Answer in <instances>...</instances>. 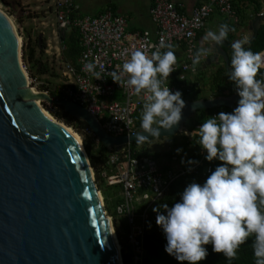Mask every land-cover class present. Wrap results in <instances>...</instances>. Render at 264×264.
I'll return each instance as SVG.
<instances>
[{"label": "water", "instance_id": "water-1", "mask_svg": "<svg viewBox=\"0 0 264 264\" xmlns=\"http://www.w3.org/2000/svg\"><path fill=\"white\" fill-rule=\"evenodd\" d=\"M263 24L264 14L250 23L246 47ZM230 49L224 41L211 51L223 59L227 71ZM238 99L235 92L185 102L179 125L171 132L161 129V137L176 135L198 111L233 110ZM38 101L61 106L86 123L109 152L136 143L134 136L109 135L95 115L74 101L31 87L18 32L0 10V264H124L85 148Z\"/></svg>", "mask_w": 264, "mask_h": 264}, {"label": "clouds", "instance_id": "clouds-1", "mask_svg": "<svg viewBox=\"0 0 264 264\" xmlns=\"http://www.w3.org/2000/svg\"><path fill=\"white\" fill-rule=\"evenodd\" d=\"M230 30L226 23L207 30L202 40L209 47L194 52L193 67L223 44ZM248 43L247 36L231 43L227 77L239 97L236 107L208 116L196 130V144L206 153L205 160L221 163L203 183H188L171 206L153 208L167 241L164 251L178 262L198 264L207 257L209 244L231 262L251 237L254 264H264V53L253 52ZM176 63L173 45L162 40L151 55L142 48L131 51L119 72L111 73L114 82L144 95L141 131L134 134L137 144L161 137V129L171 132L182 119L186 103L181 91L165 86ZM94 69L93 62L84 66L100 79ZM186 164L191 172L199 161Z\"/></svg>", "mask_w": 264, "mask_h": 264}, {"label": "built area", "instance_id": "built-area-1", "mask_svg": "<svg viewBox=\"0 0 264 264\" xmlns=\"http://www.w3.org/2000/svg\"><path fill=\"white\" fill-rule=\"evenodd\" d=\"M54 11L59 29L77 31L81 46L76 65L67 67L65 83L56 88L57 93L62 99L74 101L95 115L109 135L128 138L140 131L135 117L142 110L144 95H136L126 86H120L112 80L111 73L119 72L131 51L142 48L151 55L162 40L173 45V50L180 47L183 57H177L175 70L170 73L165 86L168 85L173 92L181 91L184 97L193 91L188 75L196 73L210 58L207 53L198 65H192L193 54L200 48L199 34L208 28L209 20L215 14L237 21L232 0H201L190 16L179 12L175 0H154L150 9L156 28L154 37L146 32H128L126 19L110 8L98 16H83L75 0H56ZM262 14L264 11L259 15ZM89 62L95 64L94 71L100 74V79L84 70ZM92 135L94 143L99 146L100 140L94 133ZM131 145L128 143L119 151L117 146L113 147L101 172V180L105 186L119 192L120 202L115 213L125 220V240L130 248L131 264H145L150 211L173 183L188 175L202 174L205 177L212 171V166L206 164V153L201 151L199 164L192 166L191 172L187 169L163 170L151 155L136 156ZM110 219L113 223L112 216Z\"/></svg>", "mask_w": 264, "mask_h": 264}, {"label": "trees", "instance_id": "trees-1", "mask_svg": "<svg viewBox=\"0 0 264 264\" xmlns=\"http://www.w3.org/2000/svg\"><path fill=\"white\" fill-rule=\"evenodd\" d=\"M233 8L237 16V21H233L229 18H223L222 23H226L230 27V31L228 34V38L225 40L226 43L231 48V43L235 41V33L236 31H240L243 28H247L248 25L253 21V19L263 11L264 8V0H232ZM180 12V10H179ZM218 15V14H217ZM202 34V33H201ZM199 34V36H201ZM31 37L28 34V39ZM60 40L62 42L63 48L66 50L63 53L64 58L67 61H71L76 65L77 59L81 53L80 46V38L77 31L72 30L69 35L61 34ZM25 50L27 44L24 45ZM247 47H250L253 52H263L264 51V24L261 26L260 31L253 42H251ZM227 54L229 57V61L232 55V49L227 50ZM222 59V58H221ZM23 61L30 63L29 72L30 77L35 78V76H42L48 73V67L42 64L40 57H36L35 51H31V54H27L24 51L23 53ZM223 61V59H222ZM261 72L264 73V69H261ZM200 75V77L193 76V73H190L188 77L191 80V84L193 86L192 94L186 95L182 97L185 102L190 101H199V100H208L216 97H230L232 96L234 91L233 84L228 80L227 70L224 64H216L211 66L210 68H198L195 73ZM259 75V74H258ZM49 87V86H48ZM48 87H42L41 90L48 91L49 95L53 98H60L62 96L55 94V92H50ZM57 92V91H56ZM43 105L47 106L46 102H43ZM52 109L51 114L53 117L65 124L68 127L73 128L75 131L80 133L84 138V148L87 153V156L90 161V165L95 174V182L98 186L99 190L102 191L104 202H105V210H109L111 216L114 219V227L117 232L118 240L122 245V259L124 264H131V253L130 248L126 242V232L127 227L125 224V220L121 217H118L115 213V207L120 202L119 192L116 189V200H109V195L106 192L107 186H105L101 180V172L106 167V160L109 155V151L100 144L99 146L93 147L94 138L92 135V131L89 126L74 118L70 114H68L65 109L61 106H50ZM142 111V110H141ZM141 111L136 115V127L140 129V119H141ZM231 112L229 108L221 107L213 110H202L197 112L198 121L196 126H199L208 116H213L218 114L219 112ZM89 133V134H88ZM149 141V140H148ZM146 141V142H148ZM145 142V143H146ZM93 144V145H92ZM132 150L136 152V156H150L145 151H138V144L134 143L131 145ZM198 147H196L197 149ZM155 159H159V156H152ZM197 161L200 160L198 156L196 158ZM221 162L206 161L207 165L212 166V171L215 167ZM201 172V171H200ZM208 176V175H207ZM207 176L200 175H188L186 177L180 178L178 181L173 183L170 189L166 192V194L160 199V201L155 205L158 207L163 203H168L171 206L173 203L177 202L180 198L179 194L183 191L186 185L190 182H198L203 183ZM108 211V212H109ZM163 211V209H161ZM156 215L153 209L149 213V219L147 223V237H146V249L147 254L145 257V264H188V262H178L173 257L168 255L164 251V247L167 243L164 233L160 226L156 224ZM252 238H248L244 245L240 247L238 250L237 258L231 262L225 259V257L221 253H215L212 251V245H206L205 247L208 250L207 257L198 262V264H254V257L251 248Z\"/></svg>", "mask_w": 264, "mask_h": 264}, {"label": "rangeland", "instance_id": "rangeland-1", "mask_svg": "<svg viewBox=\"0 0 264 264\" xmlns=\"http://www.w3.org/2000/svg\"><path fill=\"white\" fill-rule=\"evenodd\" d=\"M55 2L56 0H0V10L6 13L12 20L20 37L22 45V66L26 71L30 86L42 92H44L41 90L43 86H49L48 89H50V92H55V94L58 95L56 88H59V86L65 83L64 73L67 70V67L69 65H74V63L67 61L63 56L66 48H63L64 44H62L60 40V35H69L71 31L64 32L59 29L54 11ZM96 11H99L98 3L87 7L83 12L94 15L96 14ZM28 34L31 35L29 39L27 38ZM25 44L28 46L26 47V50L24 47ZM33 50L35 51L36 57H40L42 64L48 67V73L42 76H35V78L30 77V72L28 70L30 63L23 61L24 51L30 55ZM218 60L219 62H217V64H224L221 58ZM193 76L200 77V75L195 73ZM38 103L51 117H53L50 105L47 104V106H45L43 105V102ZM191 128L194 129V126H190L189 121H186L183 130L176 135L150 139L146 143L138 144L137 150L145 151L151 156L157 155L161 162H165L166 164L171 162L173 158L177 160L176 162H181L184 159H188L191 150L189 148L190 142L192 141ZM75 132L80 135L84 146V138L80 133L77 131ZM93 144V147L97 146L96 143L93 142ZM197 147L198 149L200 148L199 145H197ZM178 148L182 149L179 153L176 151ZM115 190L116 189L113 187H107L106 189V192L110 197L109 200L111 201L116 200ZM103 195L104 194H102V197ZM108 211L109 210L106 212L108 216L111 217V213ZM119 245L122 256V245L120 242Z\"/></svg>", "mask_w": 264, "mask_h": 264}, {"label": "crops", "instance_id": "crops-1", "mask_svg": "<svg viewBox=\"0 0 264 264\" xmlns=\"http://www.w3.org/2000/svg\"><path fill=\"white\" fill-rule=\"evenodd\" d=\"M75 2L79 7L80 14L83 16H98L102 14L105 10L110 8L116 14L121 15L126 19L128 32L140 31L149 33L152 37L155 36L154 34L156 32V28L150 16V9L153 6L154 0H75ZM96 3H98L99 6V11H96V14L90 15L88 13L83 12L86 10L87 7H90ZM175 3L179 5L180 13L186 16H190L193 9L201 3V0H175ZM222 20L223 18L217 14L211 17V19L209 20L208 28L198 38V43L200 47H209L208 43L202 40V37L207 30H216L218 25L223 22ZM249 26L250 24L247 28H243L240 31H236L235 40L242 39L245 36L248 37V35L251 34ZM174 52L176 57H183V51L180 47H176L174 49ZM208 53L210 54V58L208 61L204 62L201 65V68H210L211 66L216 65L217 62H219L216 57H213L211 51H209ZM262 53H264V51ZM187 121H189L190 126H194V129L191 128L192 141L190 142L189 146L191 150L189 152L188 159H184L185 163L183 164L181 162H176L177 160L175 158H173L174 160L172 159L171 162H168L167 164L165 162H161L160 159H157L160 167L163 170H185L187 169L186 162L188 160H196L198 156L201 159V149H196L198 145L196 144V141L198 139L196 135V130L198 127L196 126L198 121L197 113L190 117Z\"/></svg>", "mask_w": 264, "mask_h": 264}, {"label": "bare ground", "instance_id": "bare-ground-1", "mask_svg": "<svg viewBox=\"0 0 264 264\" xmlns=\"http://www.w3.org/2000/svg\"><path fill=\"white\" fill-rule=\"evenodd\" d=\"M39 102V101H38ZM38 106L40 107V109L46 114L48 115L50 118H52L47 111H45L41 105L39 103H37ZM58 125L66 132L68 133V135L77 143L78 146H80L82 149H84V146H83V142H82V139L80 137V135H78L71 127H68L66 125H64L63 123L61 122H58ZM102 195V194H101ZM102 200H103V197H102ZM113 234V232H112ZM113 237H114V242L116 244V247H117V250H118V256H119V251H120V245L118 243V241L116 240L115 238V235L113 234Z\"/></svg>", "mask_w": 264, "mask_h": 264}]
</instances>
